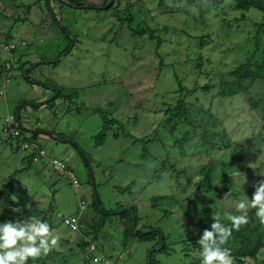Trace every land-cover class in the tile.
<instances>
[{
	"label": "rangeland",
	"instance_id": "374dc122",
	"mask_svg": "<svg viewBox=\"0 0 264 264\" xmlns=\"http://www.w3.org/2000/svg\"><path fill=\"white\" fill-rule=\"evenodd\" d=\"M80 2L87 5L0 2V68L10 57L9 42L25 48L8 82L0 77L5 94L0 138L5 120L14 118L24 102L34 105L65 89L70 100L43 105L49 114L55 109V116L35 112L39 108L28 109L27 116L30 129L51 132L54 126L60 141L45 139L43 146L79 181L76 187L51 164L33 163L15 175L16 186L21 183L16 188L20 207H10L7 191L0 196V215H32L49 223L60 240L58 249L39 259L46 264H148L157 241L132 240L123 226L122 212L136 207L137 230L154 229L167 237L168 251L156 254L158 264H200L195 243L205 230L202 202L224 218L238 214L239 200L251 199L264 181V80L246 82L235 96L225 88L240 66L264 71V11H241L231 0L205 14L187 0H162L163 6L160 0H113L108 8L106 0ZM37 63L44 64L29 73V82L21 65L30 69ZM73 90H81L78 100ZM40 91L44 97L38 98ZM178 103L192 121L211 116L217 121L214 150L201 142V135L191 134L185 143L187 130L181 125L172 130L168 119ZM103 128L108 134L97 145ZM23 153L0 141V186L27 167L23 157L28 153ZM207 167L212 171L205 181ZM236 171L246 177L242 186ZM224 175L234 186L224 188ZM102 209L117 215L100 225ZM79 215L83 228L73 233L64 219ZM248 264H264V254Z\"/></svg>",
	"mask_w": 264,
	"mask_h": 264
},
{
	"label": "trees",
	"instance_id": "16d2710c",
	"mask_svg": "<svg viewBox=\"0 0 264 264\" xmlns=\"http://www.w3.org/2000/svg\"><path fill=\"white\" fill-rule=\"evenodd\" d=\"M40 2H45L46 5H49V0H39ZM56 2L58 1L62 6H69V7H85L87 4L80 2V0H55ZM107 1V5L109 4V0ZM189 3L194 4L197 6V8L201 11L202 14H205L207 12H210L214 9L219 8L221 5H223L225 3L226 0H187ZM233 2H235L237 4V9H240L241 11H249L250 9L254 8L258 11H264V0H231ZM1 3L4 2V0H0ZM160 6H163V2L162 0H160ZM30 9V7L28 8ZM49 9V13H51L53 20L57 23V18L54 15L53 12V8H51L50 6H48ZM88 9H95V8H88ZM99 9V8H98ZM116 9V7H115ZM132 21V20H131ZM64 31V29H63ZM66 33V32H65ZM140 35H142L143 33H139ZM11 43V45L13 44V42H9ZM8 43V44H9ZM9 44V46H11ZM18 46L20 48L16 49V50H12L13 54H18L21 57L25 56V53L22 54L23 50H25V48L21 45L18 44ZM161 46V44L159 45ZM70 50V48L66 49L65 51H63L61 53V55L57 58V63L60 59V57L64 54V53H68V51ZM21 57L18 61L21 60ZM9 62V61H8ZM20 63V62H19ZM7 61L5 63L2 64L1 68H0V77H5L6 81H8L9 75L7 76V72L6 71H10L7 68ZM41 64L44 63H37V64H33L30 66V69H24L25 65L22 64L21 65V69L22 72L24 73V76L26 77V79L31 82V79L29 77V73L32 72L33 70L37 69V67ZM51 64V63H49ZM24 69V70H23ZM4 74H6V76H4ZM235 78V80L230 84V86H226V91L228 92L229 96H235L239 91H243L244 90V85L246 82H255L258 80H264V71L262 70V68L254 70L253 68H251L249 65H243L238 67L232 74ZM39 86L43 87L44 89H49L50 85H44L43 83H38ZM178 85H180V83H178ZM3 90V85H0V92ZM65 89L62 88H57V92L58 95H54L50 100H47L43 103H37L32 105L30 102H24L20 108L17 109V111L14 113L13 117L16 121V125L14 127H16L17 130H20L21 134L19 137L18 141H14L12 139L11 136H6V132H4V128L6 127L7 123L5 120V123L3 125V128L1 130V138L0 141L9 146L10 148H12V150L14 151V153H20L22 152L20 150V146H19V141L23 139V141L29 140V141H39V137L44 136L43 134L47 135L49 139H53L55 138V140H59L60 141V136L53 134L51 132L48 131H41V130H31L25 128L22 124H21V113L22 112H27L28 108H32V109H38L43 105H48V107L50 108V105H52V107H54V103L55 100L57 99H69L67 96V94L70 93H64ZM73 95H75V99L78 100L79 96L81 95V90H73ZM4 97L1 96L0 94V98L5 99V94L3 95ZM70 100V99H69ZM52 103V104H50ZM50 104V105H49ZM27 107V108H26ZM26 108V109H25ZM30 110V109H29ZM103 110H98V113H101V116L104 117V115L102 114ZM171 111H174V113L169 117L168 119V123H171L172 126V130H174L176 128L177 125H181L183 126V128L185 130H187L186 132L183 133V140L185 143L189 142L191 140L190 135L192 134L193 137H200L201 135V142H203V144L208 148V150H214L215 146L217 144L216 142V135L217 132L213 131V129L217 126V121L215 119L212 118V116L210 118L204 119L201 122H196V121H192L189 118V112L187 111V109L181 104L178 103L173 109H171ZM105 120V118H103ZM108 132L106 128H103L100 133L96 136V144L100 145L106 138ZM48 140V139H47ZM77 150H79V152L81 153V155L86 159H88V155L81 149V147L78 144H74L73 145ZM23 160H25V162L27 163V167L25 169H21L20 171L15 172L9 182L3 186H0V196H4L6 194L7 191L10 192L9 194V200H10V207H13L15 209L20 207V203L18 200V195L16 192V188L19 187V185L21 184L19 182L18 186H16L15 183V175L16 173L20 172V173H25L24 171L31 169L32 165H33V160H32V156H27L24 157ZM69 171L72 172L71 168L68 166ZM163 170V169H162ZM212 169L211 167H207L205 169V174H206V179L205 181L209 180V176L208 173L211 172ZM73 173V172H72ZM158 177V174L155 175L154 178ZM224 188H229L234 186L233 182L231 181L230 178H228L227 175H224ZM14 197V199L12 200L11 197ZM202 201V199H200ZM200 201V202H201ZM97 202V201H96ZM99 205H101V203H99ZM202 205H205V214H204V218L201 221V227L203 229L206 228H210V224L212 223V216L215 213L218 212H214L211 211L209 209L208 203L203 201ZM102 211V215H103V221H101L100 225H103L105 222H107L106 220H108V218L110 216H116L117 213H109V212H105L103 209ZM17 214L20 215L21 212L17 211ZM248 217H249V222L248 224L242 226L240 228L239 231H234L232 233V236L230 237V239L225 243L224 247H227L231 250V253L233 255V257L235 258V264H248V261H255L257 260V258L260 256V254H264V226H261L255 216V210L254 209H250V210H246ZM122 215V219H123V226L126 227V230L128 231V234H130L131 239L135 241H139L142 243H146V242H154L157 241V244L153 245L154 249L153 252L151 253V256H149V263L148 264H158V262L155 260V256L156 254H164L168 251L167 247L165 246V241L167 239V237H163V232L161 231H156L154 229H150L147 231H142V230H137V226L140 222V217L138 214V210L136 207H132V208H127L125 209ZM121 214V213H120ZM119 214V215H120ZM239 214V213H238ZM220 219L221 222L223 223H228V221L226 220V218L222 217L220 215ZM20 219L15 218V217H11L9 216L6 212L2 213L0 215V223H4L6 221H12V222H16L19 221ZM122 223V222H121ZM81 225H82V220H81ZM83 228V225L81 226V229ZM80 229V231H81ZM127 235V233H126ZM96 239V238H95ZM94 239V240H95ZM198 247V244L195 243V247ZM83 248L87 247V245H83ZM156 247H159L156 250ZM194 247V248H195ZM29 264H46L45 261L42 260H37L35 262L33 261H29Z\"/></svg>",
	"mask_w": 264,
	"mask_h": 264
},
{
	"label": "clouds",
	"instance_id": "9594fccd",
	"mask_svg": "<svg viewBox=\"0 0 264 264\" xmlns=\"http://www.w3.org/2000/svg\"><path fill=\"white\" fill-rule=\"evenodd\" d=\"M13 51L8 53L10 57L6 65L8 68L10 64V71H6L7 76L11 75L15 69L14 62L20 58L17 53L13 54ZM235 175L242 177L240 186L247 182L240 172L236 171ZM236 208L239 214L226 215L228 223L221 222L219 213L212 216L210 228H206L197 241L200 264H235L231 250L224 245L234 231H239L242 226L248 224L249 217L245 209H254L259 224L264 226V181H260L255 187L251 199L245 195L239 200ZM59 240V236L52 234L49 223L38 216L30 215L16 222L0 223V264L35 262L58 249Z\"/></svg>",
	"mask_w": 264,
	"mask_h": 264
},
{
	"label": "built area",
	"instance_id": "2783aa9c",
	"mask_svg": "<svg viewBox=\"0 0 264 264\" xmlns=\"http://www.w3.org/2000/svg\"><path fill=\"white\" fill-rule=\"evenodd\" d=\"M24 45V43H23ZM18 45H7L6 49L8 53L12 50L17 49ZM8 70H10V64H8ZM1 96L4 97V89L0 92ZM6 127L4 128V132H6V136H11L14 141H18L20 137V130H17L14 127L17 123L14 118H8L6 120ZM20 150L22 152H27L28 156H32V160L34 163H42L43 165L51 164L53 168L59 172V175H63V173L68 174L69 178L72 180L74 186H79V181L77 180L76 176L69 171L68 165L63 160L58 158H53L50 154L46 151V148L43 147L41 141H19ZM81 211L85 208L84 204L81 205ZM65 226L70 229L72 232H79L81 229V217L80 215L77 217H69L64 219Z\"/></svg>",
	"mask_w": 264,
	"mask_h": 264
},
{
	"label": "crops",
	"instance_id": "0c3cea01",
	"mask_svg": "<svg viewBox=\"0 0 264 264\" xmlns=\"http://www.w3.org/2000/svg\"><path fill=\"white\" fill-rule=\"evenodd\" d=\"M42 90H44L43 89V87H42ZM44 97L43 95H41V91L40 92H38V98L39 97ZM52 98V97H51ZM51 98H48V99H46V98H44V99H46V100H44L43 99V101L42 102H40V103H43V102H45V101H47V100H50ZM59 101H61V100H59ZM56 103H54V107L56 106L55 105ZM28 109H30V108H28ZM31 110V109H30ZM42 110H47V106H41L37 111H35V110H31V111H35V112H40V111H42ZM31 111H29V112H22L21 113V124L25 127V128H27V129H30V127H29V125H31L30 124V120H29V118H28V116L27 115H29L28 113H31ZM47 112V111H46ZM55 114H56V111H55V109L52 111V112H50V114H49V112H47V116L49 117V115H53V116H55ZM48 117H47V119H48ZM48 120H50V119H48ZM33 129L34 128H32V129H30V131L32 130L33 131ZM51 130V133L52 132H54L53 134H55V136L56 135H58L59 136V134H56V131H55V129H54V126L52 127V129H50ZM44 135V138H42L43 136H41L40 135V137H39V141H43V140H45V139H49L48 138V136L47 135H45V134H43ZM54 140H55V138H54ZM57 143L59 142V140H55ZM43 144V143H42ZM44 148L46 147V146H43ZM20 154H21V157H22V155L24 154L23 152H20ZM51 156V155H50ZM24 158V157H23ZM34 167V166H33ZM83 211V210H82ZM80 217H81V215H80ZM82 220V219H81Z\"/></svg>",
	"mask_w": 264,
	"mask_h": 264
},
{
	"label": "water",
	"instance_id": "95a60500",
	"mask_svg": "<svg viewBox=\"0 0 264 264\" xmlns=\"http://www.w3.org/2000/svg\"><path fill=\"white\" fill-rule=\"evenodd\" d=\"M112 3H113V0L111 1V3L109 4V5H107V7L106 8H108V6H111L112 5ZM105 8V9H106ZM102 9H104V8H102ZM150 256H151V253H150Z\"/></svg>",
	"mask_w": 264,
	"mask_h": 264
}]
</instances>
